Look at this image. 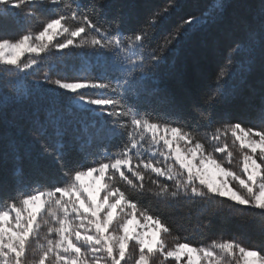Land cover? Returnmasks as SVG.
I'll return each instance as SVG.
<instances>
[{
  "label": "trees",
  "instance_id": "16d2710c",
  "mask_svg": "<svg viewBox=\"0 0 264 264\" xmlns=\"http://www.w3.org/2000/svg\"><path fill=\"white\" fill-rule=\"evenodd\" d=\"M55 22L79 34L77 46L51 49L23 78L0 67V214L38 194L57 198L79 174L112 165L143 125L178 130L229 170L245 151L237 133L264 135V0H15L0 4V42L36 39ZM137 146L132 171L109 170L108 190L161 225L163 249L227 245L264 260L263 207L157 172ZM44 217L20 264L43 255L46 264H116L103 246L60 244L62 223ZM139 247L118 263L176 264Z\"/></svg>",
  "mask_w": 264,
  "mask_h": 264
},
{
  "label": "rangeland",
  "instance_id": "374dc122",
  "mask_svg": "<svg viewBox=\"0 0 264 264\" xmlns=\"http://www.w3.org/2000/svg\"><path fill=\"white\" fill-rule=\"evenodd\" d=\"M11 1L15 0H0V4H9ZM78 36L55 22L36 39L24 38L16 43L0 42V67L16 66L23 78L26 72L36 66L37 59L48 54L51 49L77 46L75 39ZM79 45L83 44L80 42ZM64 87L71 92L96 89L86 84H65ZM73 100L86 108L107 105L100 99L75 97ZM141 130L140 139L133 142L132 148L125 152L123 158L110 166L79 174L74 186L60 191L57 198L50 192L38 194L25 200L21 206L1 213L0 264H20L18 259L29 237L39 235L40 229L49 222L45 215L56 222L59 219L62 223L60 244L67 240L68 247L76 251L75 242H69L74 237L76 242L84 241L93 250L100 251L103 246L108 255L116 258V264L123 260L128 246L133 242L141 250H162L163 256L174 259L176 264H264L257 253L237 251L231 254L227 245L199 250L175 245L166 251L161 239V225L139 216L122 195L108 190L109 184L106 182L111 168L120 173L124 169L132 171V154L140 143L143 151L157 161L142 164L152 166L155 171H167L173 176L185 175L187 182L197 187L204 186L239 203L253 202L264 208V187L261 183L264 180V135L238 132L236 143L245 151L237 155L239 163L236 160L233 166L227 165L229 170L206 155L203 148L191 144L176 129L143 125ZM160 161L166 166L158 163ZM46 257L41 256L39 264H46Z\"/></svg>",
  "mask_w": 264,
  "mask_h": 264
}]
</instances>
